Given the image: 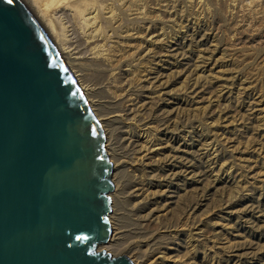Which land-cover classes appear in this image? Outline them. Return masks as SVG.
I'll use <instances>...</instances> for the list:
<instances>
[{"label": "rangeland", "instance_id": "1", "mask_svg": "<svg viewBox=\"0 0 264 264\" xmlns=\"http://www.w3.org/2000/svg\"><path fill=\"white\" fill-rule=\"evenodd\" d=\"M97 5L102 54L119 80L144 85L154 145L142 171L120 175L113 222L122 233L109 253L137 250L144 264H264V0ZM117 132L113 150L128 163L136 148Z\"/></svg>", "mask_w": 264, "mask_h": 264}, {"label": "water", "instance_id": "2", "mask_svg": "<svg viewBox=\"0 0 264 264\" xmlns=\"http://www.w3.org/2000/svg\"><path fill=\"white\" fill-rule=\"evenodd\" d=\"M105 136L43 26L0 0V264H132L111 236Z\"/></svg>", "mask_w": 264, "mask_h": 264}, {"label": "bare ground", "instance_id": "3", "mask_svg": "<svg viewBox=\"0 0 264 264\" xmlns=\"http://www.w3.org/2000/svg\"><path fill=\"white\" fill-rule=\"evenodd\" d=\"M22 1L39 20L52 44L62 56L92 114L103 130L105 136L104 150L112 167L110 180L113 183V190L108 193L110 199L108 220L112 239H109L108 244L98 245L105 246H97L98 248H96L97 251L104 250L109 253V249L112 245H115L121 232L113 222L116 214L115 197L118 193L122 194L124 192L123 187L119 185L120 175L126 171V167H128L127 171H142L143 158L154 153V145L148 137L151 127L142 117V112L148 104L138 100V95L140 90L144 89V85L136 86L131 82L125 84L122 80H119L120 73L114 74L115 66L112 65L109 57L102 54L101 50L106 44L104 32L102 31L103 19L105 18L101 17L97 3L104 0H45L49 3L44 2L50 6V13L45 8L36 13L25 0ZM107 14H110V12L105 11L104 15ZM75 15L79 16L81 23L84 25L83 28L78 27L74 23V19L72 21V17ZM121 128L123 129L120 130ZM129 128L135 130L132 138L131 133L128 134ZM115 130L121 132L120 134L124 135L123 138L128 140V143L134 149L136 148L137 156L135 155L136 157L134 156L135 158L133 157L134 159L128 163H124L118 158L113 150ZM118 211L120 210L117 209ZM110 252H113V250ZM128 259L132 264H144L143 258L137 250Z\"/></svg>", "mask_w": 264, "mask_h": 264}, {"label": "snow or ice", "instance_id": "4", "mask_svg": "<svg viewBox=\"0 0 264 264\" xmlns=\"http://www.w3.org/2000/svg\"><path fill=\"white\" fill-rule=\"evenodd\" d=\"M8 2H9V3H11V2H12V0H8Z\"/></svg>", "mask_w": 264, "mask_h": 264}]
</instances>
